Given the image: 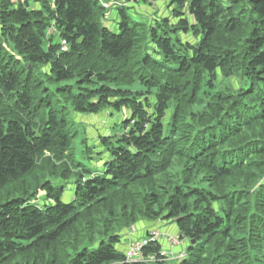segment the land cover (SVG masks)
I'll return each mask as SVG.
<instances>
[{
    "label": "trees",
    "instance_id": "1",
    "mask_svg": "<svg viewBox=\"0 0 264 264\" xmlns=\"http://www.w3.org/2000/svg\"><path fill=\"white\" fill-rule=\"evenodd\" d=\"M133 1L0 0V264H147L148 222L174 264H264V0ZM123 110L89 146L77 118Z\"/></svg>",
    "mask_w": 264,
    "mask_h": 264
},
{
    "label": "rangeland",
    "instance_id": "2",
    "mask_svg": "<svg viewBox=\"0 0 264 264\" xmlns=\"http://www.w3.org/2000/svg\"><path fill=\"white\" fill-rule=\"evenodd\" d=\"M167 0H155L151 1V5H145L138 3L136 0L133 3L129 4V7H133L134 11L128 10L130 14L139 13L141 15L139 19L143 20L148 19L150 22H153V17L156 18H165L168 16V9H167ZM111 17L117 16V10L114 8ZM117 20V19H116ZM113 30L116 29L115 24H111ZM127 111L121 112H109L106 111L101 113L98 116H85V117H78L77 122L80 124V131L82 133H86L87 140L89 146H95L97 144V138L100 135H108L110 130L115 126L117 122H119L125 115H127ZM70 185V183H69ZM44 201L42 197H39L37 204H41ZM156 233L162 240L163 244H167V247H164L166 252L164 258H161V262L166 264H174V262L182 260L186 257V247L188 246L187 240H180V236L178 235V230L176 224L174 222H163V223H155L152 224L150 222L145 224H140L139 227H132L129 230L128 234V243L126 246L125 251L127 248L132 245L133 242L136 241H143L147 239L149 234ZM140 238V239H139ZM133 239V240H131ZM138 239V240H137ZM176 247H180V250H175ZM147 264H156L153 261H148Z\"/></svg>",
    "mask_w": 264,
    "mask_h": 264
},
{
    "label": "built area",
    "instance_id": "3",
    "mask_svg": "<svg viewBox=\"0 0 264 264\" xmlns=\"http://www.w3.org/2000/svg\"><path fill=\"white\" fill-rule=\"evenodd\" d=\"M162 239L156 234H152L150 238L144 239L143 241H136L133 242L132 245L128 247V249L125 251L126 256V262L129 263H148V261H156V256L154 255H144V249L149 245L151 242L161 241ZM160 256L164 258L166 252L164 250V247L160 251Z\"/></svg>",
    "mask_w": 264,
    "mask_h": 264
},
{
    "label": "crops",
    "instance_id": "4",
    "mask_svg": "<svg viewBox=\"0 0 264 264\" xmlns=\"http://www.w3.org/2000/svg\"><path fill=\"white\" fill-rule=\"evenodd\" d=\"M167 246H168L167 244L164 245V247H167ZM175 250L179 251L180 250V247H176Z\"/></svg>",
    "mask_w": 264,
    "mask_h": 264
}]
</instances>
